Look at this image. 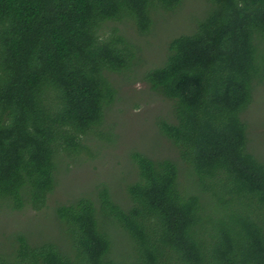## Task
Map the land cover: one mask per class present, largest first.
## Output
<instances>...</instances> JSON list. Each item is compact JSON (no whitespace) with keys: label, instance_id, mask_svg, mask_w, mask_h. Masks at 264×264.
<instances>
[{"label":"trees","instance_id":"16d2710c","mask_svg":"<svg viewBox=\"0 0 264 264\" xmlns=\"http://www.w3.org/2000/svg\"><path fill=\"white\" fill-rule=\"evenodd\" d=\"M181 1L0 0V209L44 208L61 158L86 151L83 137L102 126L111 75L138 53L105 23L145 34ZM208 3L142 77L172 102L174 122L157 126L187 187L172 160L134 152L125 205L101 185L94 200L54 209L60 243L13 234L0 264H264V154L248 150L241 118L264 83V0Z\"/></svg>","mask_w":264,"mask_h":264},{"label":"rangeland","instance_id":"374dc122","mask_svg":"<svg viewBox=\"0 0 264 264\" xmlns=\"http://www.w3.org/2000/svg\"><path fill=\"white\" fill-rule=\"evenodd\" d=\"M208 8V0H182L172 12L159 10L153 16L151 29L145 34H139L130 21L105 23L104 35H121L137 47L134 66L126 73L111 75L117 89L115 102L105 110L102 126L83 137L86 151L69 159L61 158L56 185L45 207L20 211L0 209V252L6 251L10 237L16 233L31 242L50 239L60 243L54 209L78 198L94 200L96 188L101 185L107 187L115 201L125 205L126 186L137 178L130 160L134 152L154 160H172L179 168V180L183 181V187H187L186 166L157 126L159 121L174 122L172 102L151 91L142 77L148 70L162 65L168 54L169 41L176 36L191 34ZM241 118L246 125L248 150L262 156L264 83L255 85L251 103ZM116 247L121 248L120 239H117Z\"/></svg>","mask_w":264,"mask_h":264}]
</instances>
